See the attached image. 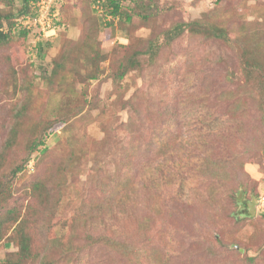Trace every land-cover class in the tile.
<instances>
[{
	"label": "rangeland",
	"instance_id": "obj_1",
	"mask_svg": "<svg viewBox=\"0 0 264 264\" xmlns=\"http://www.w3.org/2000/svg\"><path fill=\"white\" fill-rule=\"evenodd\" d=\"M61 3L64 26L0 43L2 227L31 221L41 248L48 235L62 238L58 264H264V0H122L134 17L109 28L93 1ZM20 6L0 0L3 13ZM195 20L222 28L226 40L187 27L170 39ZM244 50L253 52L248 70ZM164 125L167 150L180 156L171 171L188 158L183 196L178 183L157 191L142 173ZM208 129V144L189 153ZM239 186L253 198L237 209Z\"/></svg>",
	"mask_w": 264,
	"mask_h": 264
},
{
	"label": "trees",
	"instance_id": "obj_2",
	"mask_svg": "<svg viewBox=\"0 0 264 264\" xmlns=\"http://www.w3.org/2000/svg\"><path fill=\"white\" fill-rule=\"evenodd\" d=\"M36 0H21L22 6H20L15 12H7L3 13L0 10V43H4L7 38H9V35L12 33H17L19 35L25 36L28 32H33L29 29L26 28H15L18 19L24 15L29 14L32 12V3L35 2ZM63 0L60 1V3ZM94 3H96L97 0H91ZM58 3L57 5L53 6V8H57L58 10V15L54 19V24L59 29L61 26L65 25V22L63 20L62 15L60 14L62 12L61 7L62 3ZM101 7H102V13L96 16V19L98 21V24L106 28H109L111 23L117 19L119 22H130L132 18L134 17V13L131 11L124 10L122 8V0H101ZM60 4V5H59ZM92 11L94 12L95 9L93 8ZM107 15V17H105ZM105 17V18H104ZM146 17V15L144 16ZM105 21V22H104ZM3 23L7 25V28L9 31L4 32L2 30L3 28ZM4 24V25H5ZM187 27L190 29L192 32H200L204 33L206 35H214L220 38H223L226 40V35L223 31L222 28L217 27V26H203V24L195 20L194 23H184V24H177L173 29V36H170V39L175 37L177 33H180L184 30V28ZM35 33L41 35L42 33L36 29ZM169 36V34H168ZM36 47L38 51L43 50V42L38 41L36 43ZM243 55H246V57L243 58V65L245 70H248L249 67H253V52L251 53L248 50H244ZM249 55V56H248ZM132 66L136 65V62H130ZM62 65V62H56L55 67H60ZM125 74V70H122V72L118 75V78L123 77ZM86 77L89 79L97 77V73L94 71L92 73H89ZM190 118H193L191 115H189ZM200 116L201 115H196L195 118L196 120L200 121ZM171 119L173 117H170ZM194 118V119H195ZM167 123V122H166ZM174 123V119L170 120L167 125H171ZM166 125H164V129L160 128L159 132L156 134V137L152 139L148 143V148L145 151H154L155 157H149L145 158L141 162V169L142 173L144 175V179L150 187H153L159 191L160 189L163 188V185H167L168 183H178V192L180 191V196L186 195V190L185 186L182 181L183 176H182V168L180 171V167H183L184 161L188 160L187 156L184 157V159L177 164V168L175 173L171 171V164L178 161L180 159V156L178 155L179 153H176L174 157L170 154V152L167 150L164 142L166 140L167 134L171 135V126H167V129L165 128ZM211 129V128H210ZM208 129L206 132H204V135L200 136L199 138H196L192 143L191 151L189 153H193L194 150H201L208 144L209 142V137L211 133L213 132V129L210 131ZM208 132V133H207ZM43 144L42 137L41 139L35 141L32 146H30V152H34L37 150V148ZM176 148H178L176 144ZM210 152H213L212 150ZM160 154V155H159ZM168 154L169 156H167ZM159 155V156H158ZM158 156V157H157ZM205 158H210L211 160H207V172L206 175L209 177H214L216 175V170H218V166H216V161L217 159H212L209 152L205 154ZM189 163L191 164V159H189ZM192 166V164H191ZM201 168V166H199ZM212 167L213 169H210ZM17 168V167H16ZM15 168V169H16ZM17 170H19L17 168ZM181 172V173H180ZM219 178V176H218ZM216 195V194H215ZM232 198L234 200L235 205L237 206V209L241 208L243 206V202H247L249 199H252L253 197L251 196H246L245 189L243 187H237L236 190H234V193L232 195ZM236 209V210H237ZM244 214H249V213H242L237 211L236 215H241L246 216ZM250 215V214H249ZM236 216V217H237ZM264 216V213H263ZM239 217V216H238ZM15 219V218H13ZM6 220V217L2 220H0V241L3 239V237L6 235V232L9 230V228L4 226L2 227V221ZM238 220V219H237ZM5 223V225H6ZM30 224L31 221L27 220H22L21 223H19L18 226L13 228L12 230H9L10 232L6 236V243L8 247H11V249L8 251L7 255L0 261V264H58L57 257L55 256L56 248L57 245L55 244L56 242L61 244L63 243L62 238L59 239L55 236L48 235L50 238L49 243H47L46 240V245L41 248V246L38 243L34 244V241L31 238L30 231H28V227L30 230ZM89 241H91L94 244H98L99 242H95L96 239L92 237L87 238ZM88 240L86 242H88ZM101 242L104 243V246L109 247L113 246V240H105L104 238H101ZM90 243V242H89ZM50 244V246H49ZM91 244V243H90ZM92 246V245H91ZM123 246V244L121 245ZM63 249V247L61 246ZM121 255L124 257H131L133 255V249L130 246L124 245L121 247ZM64 252V251H63ZM60 253V252H59Z\"/></svg>",
	"mask_w": 264,
	"mask_h": 264
},
{
	"label": "built area",
	"instance_id": "obj_3",
	"mask_svg": "<svg viewBox=\"0 0 264 264\" xmlns=\"http://www.w3.org/2000/svg\"><path fill=\"white\" fill-rule=\"evenodd\" d=\"M61 0H36L32 3V12L18 19L15 28H26L33 32L38 29L45 35L48 32L55 31L57 27L54 19L58 15L57 8L53 6L60 3ZM96 7L101 8V0L96 1Z\"/></svg>",
	"mask_w": 264,
	"mask_h": 264
},
{
	"label": "clouds",
	"instance_id": "obj_4",
	"mask_svg": "<svg viewBox=\"0 0 264 264\" xmlns=\"http://www.w3.org/2000/svg\"><path fill=\"white\" fill-rule=\"evenodd\" d=\"M95 4V3H94ZM102 4V3H101ZM101 4H100V7H101ZM95 6H96V4H95ZM98 8V7H97ZM101 9H102V7H101ZM2 30H4V32H6L7 31V29H3L2 28Z\"/></svg>",
	"mask_w": 264,
	"mask_h": 264
}]
</instances>
